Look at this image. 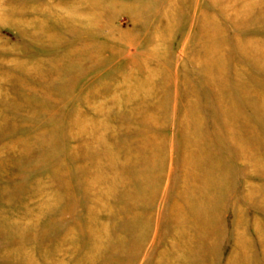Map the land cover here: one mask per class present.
I'll list each match as a JSON object with an SVG mask.
<instances>
[{
  "label": "rangeland",
  "instance_id": "rangeland-1",
  "mask_svg": "<svg viewBox=\"0 0 264 264\" xmlns=\"http://www.w3.org/2000/svg\"><path fill=\"white\" fill-rule=\"evenodd\" d=\"M0 264H264V0H0Z\"/></svg>",
  "mask_w": 264,
  "mask_h": 264
}]
</instances>
